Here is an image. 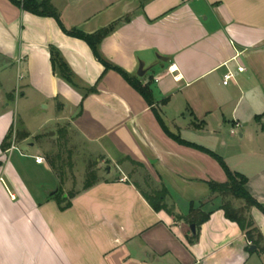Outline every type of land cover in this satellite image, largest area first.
Returning a JSON list of instances; mask_svg holds the SVG:
<instances>
[{
  "label": "crops",
  "instance_id": "crops-1",
  "mask_svg": "<svg viewBox=\"0 0 264 264\" xmlns=\"http://www.w3.org/2000/svg\"><path fill=\"white\" fill-rule=\"evenodd\" d=\"M51 3L67 31L94 34L116 24L100 54L150 82L154 105L115 71L104 72L89 46L53 18L0 0V264H263L264 253L249 251L244 233L220 209L222 199L209 190L208 183L227 180L220 165L169 138L154 108L170 133L245 176L246 191L264 209V0ZM50 48L80 90L53 74ZM171 65L178 82L167 74ZM228 71L233 80L225 86ZM22 101L42 112L35 130L20 119ZM61 130L97 158L88 188L84 177L73 192L65 178L61 184L49 162L54 155L44 154L49 141L67 138ZM16 133L26 137L7 152ZM102 163L110 165L106 173ZM133 168L143 173V185ZM161 186L166 209L155 212L141 192ZM59 188L70 202L64 210L54 199ZM190 205L208 215L195 233ZM249 215L264 239V213L252 207Z\"/></svg>",
  "mask_w": 264,
  "mask_h": 264
},
{
  "label": "trees",
  "instance_id": "trees-1",
  "mask_svg": "<svg viewBox=\"0 0 264 264\" xmlns=\"http://www.w3.org/2000/svg\"><path fill=\"white\" fill-rule=\"evenodd\" d=\"M13 5L21 8L23 11L28 12L30 14L39 16V17H51L53 18L59 27L61 28L62 32L70 37L79 39L85 42L89 48L91 49L94 57L97 61L104 67V72L107 71H115L119 74L137 93L141 95V97L145 100V102L149 106L154 105V99L152 96V92L150 89V82L143 84L137 78L129 76L126 72L122 69L111 65L105 58L102 57L99 51V46L104 38H106L116 27V24L110 25L104 29L97 31L94 34H84L77 30L67 31L61 24L59 14L54 8L51 3V0H9ZM50 62L53 74L65 81L69 86L74 88L75 90H80L78 85L75 82V76L73 75L72 71L69 69L68 65L60 55V53L55 48H50ZM95 87L86 90L84 96L89 93L95 92ZM163 103V102H162ZM157 109L154 108L155 116L157 122L164 133L177 142L180 145L187 146L193 149H196L200 152H203L213 159L217 161L220 165L222 170L226 175V182L217 184L210 182L208 183L209 190L211 194L217 195L222 199V204L220 209L224 212V216L227 220L234 222L238 225L240 230L244 233L247 241L255 247V252L264 253V239L258 229L255 227L251 216L249 215V209L252 207H256L262 213H264L263 207L258 204L246 191L245 186L247 184V178L241 174L231 172L228 167L226 166L223 159L216 154L212 153L211 151L195 145L188 143L182 140L179 136L174 135L169 132L168 128L162 121L160 115L156 111ZM12 131L9 133L8 138H10ZM60 136L66 138L67 132L65 130L60 131ZM24 138L26 134L16 133V138ZM6 148V145H3V149ZM49 162L53 169L55 170L57 176L59 177V181L62 184L64 179V172H63V160L61 158L60 153L55 154L49 159ZM58 163L61 165L58 166ZM136 167H141L138 164H135ZM147 180L149 178L147 177ZM95 181V175L91 172L88 174L86 181H85V188L90 187L93 182ZM138 186H136L137 188ZM140 189V188H139ZM142 191V190H141ZM144 199L150 205V207L155 211L159 212L163 209H166L165 206V198L167 196V189L164 186H161L157 189H152L150 187L149 191H142L141 192ZM72 196L70 197V199ZM54 199L59 205V208L62 210L70 207V202L67 201L63 195L61 188L58 189L54 193ZM231 199L236 201H242L244 204L239 208H235L231 202ZM189 225H194L197 228L199 225L204 223L208 219V215L200 212L197 209H194L193 205H190L189 210Z\"/></svg>",
  "mask_w": 264,
  "mask_h": 264
},
{
  "label": "rangeland",
  "instance_id": "rangeland-1",
  "mask_svg": "<svg viewBox=\"0 0 264 264\" xmlns=\"http://www.w3.org/2000/svg\"><path fill=\"white\" fill-rule=\"evenodd\" d=\"M32 107V108H31ZM26 106V103L20 102L18 105V113L20 116V119L27 125L28 128L31 130H35L37 127V124L39 122V117L42 115L40 109L34 105V106ZM42 107V106H41ZM44 107V106H43ZM67 140V141H65ZM69 140V141H68ZM33 141V140H31ZM64 142L59 143L58 145L55 144L54 141H49L48 144H46L45 149L47 150L44 152V154L52 153L53 155L60 153L61 158L63 160V172H64V178L68 181L67 185L68 188H72V192L75 191L76 186L78 185L79 180L84 177V179L87 178L88 172L90 170H95L98 172L97 169V161L96 157L88 154L82 143L75 138L73 135H68L66 139L63 140ZM57 146V148L55 147ZM35 151V149H32ZM109 163H102L100 167L101 173H106V168L108 169L110 165ZM61 165V163H58V166ZM106 170V171H105ZM131 170V168H129ZM133 179L139 181L141 185H143L142 177L143 173L140 171H137L136 168H133ZM66 185V186H67ZM66 188V187H65ZM66 189V190H69ZM231 202L235 208H239L244 204L242 201H236L231 199ZM186 209L188 207H185ZM264 264V259H263Z\"/></svg>",
  "mask_w": 264,
  "mask_h": 264
},
{
  "label": "built area",
  "instance_id": "built-area-1",
  "mask_svg": "<svg viewBox=\"0 0 264 264\" xmlns=\"http://www.w3.org/2000/svg\"><path fill=\"white\" fill-rule=\"evenodd\" d=\"M244 68L241 66H238L237 71L238 72H244ZM167 74L170 75L174 81H180L182 79L181 75L178 72V69L176 66L171 65L167 68ZM233 80V74L232 72L228 71L224 77H223V85H227L229 82H231ZM236 128L238 127V125L235 126ZM231 133H234V130H231ZM15 139H16V135L13 134L12 135V139H11V144L9 149L7 150V152H10L12 150H16V146H15ZM35 162L37 164H42L44 162V159L42 157H35Z\"/></svg>",
  "mask_w": 264,
  "mask_h": 264
},
{
  "label": "water",
  "instance_id": "water-1",
  "mask_svg": "<svg viewBox=\"0 0 264 264\" xmlns=\"http://www.w3.org/2000/svg\"><path fill=\"white\" fill-rule=\"evenodd\" d=\"M143 71H142V65H140L139 66V70H138V72H137V76H139V77H142L143 76ZM50 135L51 136H53V133H50ZM190 229H191V231L193 232V233H195V226L194 225H191L190 226ZM255 250V247L254 246H250V248H249V251L250 252H253Z\"/></svg>",
  "mask_w": 264,
  "mask_h": 264
}]
</instances>
